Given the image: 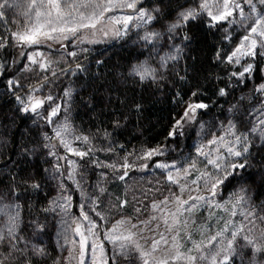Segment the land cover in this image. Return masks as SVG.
<instances>
[{
    "label": "snow or ice",
    "instance_id": "1",
    "mask_svg": "<svg viewBox=\"0 0 264 264\" xmlns=\"http://www.w3.org/2000/svg\"><path fill=\"white\" fill-rule=\"evenodd\" d=\"M15 4V0H13ZM9 0H3L0 3V10L5 7H11ZM125 15H108L116 11H127ZM26 23L22 28L11 33L12 40L15 41V46L21 49L31 48L33 46L47 44L52 47L53 44H59L67 49L65 41L78 40L80 43L95 42L89 41V34L95 36L97 31L107 36L111 32L116 37L127 35L129 25L132 24L136 28L144 29V33L140 36L146 44L152 45V51L156 54L157 63L153 66L148 60L134 64L129 75L136 77L139 82L144 83L151 81L159 84L164 81L166 72L169 70L172 62L179 61L183 58V53L187 47V42L191 41V36L188 34V27L193 21L200 20L202 17H207L206 26L216 28L222 22H227L229 25L238 24L245 28V34L241 37L240 43L236 45L230 52L221 55L217 53V59L227 65L239 66L237 71H231L229 78H235L236 81L243 85L252 81L256 73H260L259 82L254 84L250 90L249 97L241 96L240 101L245 99L251 100L259 95V107L254 106L253 111L258 113L254 124L248 132L236 134L235 125L232 124L228 133L234 136L233 141H225L223 136L213 138L209 141L210 145L222 144L226 145L227 157L224 155H216L212 158L209 152H205L203 147L198 148V154L206 157V165H211L215 172L207 170L200 171L196 168V163L193 162L187 168H183V176L191 175L192 171H196L197 176L190 183H181V170L176 169L175 163H165L157 161L156 168L159 169H176L175 175L169 171L167 181L171 184L179 185L178 192H172L165 196L162 200L153 201L150 205L154 214L150 215L145 220H139L138 223H132V218H121L108 231L101 234V224L93 219L92 214L100 218V221L106 219L100 211L99 196L89 194L83 187L85 180L84 174L77 171V162L70 160L67 155H61L57 150L58 141L59 147L65 152L79 157L83 160L85 157L91 156L95 149L91 146L87 150H80L72 146L69 137L72 136V125L68 120L67 105L73 95V89L69 86L62 90L63 96L59 97L49 92L47 95H38L42 92L46 84L49 82L48 77L43 78V82L39 87L33 86L27 90L13 76L6 78L4 87L7 93H11L17 104V110L30 116L33 123L40 120L45 121L49 126H52V136L47 132L43 133V139L47 143L43 144L47 148L48 155L55 158L56 163L53 165L56 175L53 179L60 180L58 189L60 191L59 200L52 201L55 208L62 209L65 213L70 209L73 197L66 195L70 185L65 181H72L75 185V190L78 191L83 198L79 204L80 218L73 220L76 225L73 231L79 236V241L74 242V247L68 251L65 257L66 264H119L117 257L124 256L125 259L132 253H136V257L142 261V264H264V228L257 226V221L264 224V215H260L255 207H249L250 198L247 196V189L241 184L240 188L233 193L232 199L234 203L231 210L224 208V205L216 201L220 186L229 180V177L244 180L241 170H246L250 165L248 163L247 154L251 141L249 134L256 136L260 140H264V68L260 67L264 64V0H159V3L150 9L142 6V0H30L27 6V11L23 13ZM4 12L0 11V18H3ZM153 21L161 23L162 30H153L147 26ZM227 32V29H225ZM225 39H230L228 35ZM179 40L180 43H176ZM164 42V47L161 42ZM7 46L6 39H0V48ZM168 50L165 51L164 48ZM163 53V54H161ZM24 57L28 64L21 71H31L29 65H38L40 69L47 70L50 63L46 62L43 54L40 52L26 53L23 50L19 53ZM75 51H67V56L75 57ZM40 57V59H38ZM248 58V59H245ZM151 59V57L149 58ZM242 60L244 63H242ZM76 69L80 72L85 71L82 65L77 64ZM6 69L3 64H0V77L5 76ZM67 71L70 75H76V71L71 69ZM56 76V73H52ZM184 79L183 76L180 77ZM228 93L225 89L219 90L220 96H225ZM197 92H192L191 96H197ZM60 101H63L61 103ZM136 109L139 110L140 105L137 104ZM204 103H188L183 111V114L176 120L169 136L182 134L180 131L184 124L195 120L198 109L207 108ZM62 110H65L63 123L54 122ZM251 114V113H250ZM116 126H120L119 120L115 122ZM231 124V122H230ZM203 127V126H201ZM74 140H82L84 144H90L88 136H72ZM240 145L239 148L236 146ZM102 151L112 152L114 149L109 146ZM26 151V150H25ZM219 152V149H216ZM129 156L133 153H129ZM164 155V149L160 146L155 148H145L138 155V160H151L154 156ZM231 157H244L241 161H234ZM66 161L70 171L63 172V165L60 161ZM11 162V160L9 161ZM96 167L110 168L113 172H121L119 176L121 181L128 176L129 170L136 167L134 163H130L128 156L123 158L122 163H102L99 160L93 159L90 161ZM148 165L142 164L140 170H144ZM47 171V169L45 170ZM101 177L106 176L105 173H100ZM79 176V179H77ZM63 177V180L60 178ZM33 189H39L40 184L34 179L23 181ZM99 193L103 194L105 189L97 185ZM188 192L187 198H184V193ZM194 193V194H193ZM205 193H207L205 195ZM11 195L14 199L8 200ZM19 196L15 187H11L8 193L0 192V264H33L32 255L43 256L46 252L43 248L33 245L31 247V255L26 253L27 245L21 247L24 243V238L20 234L21 214L20 204L17 202ZM119 199V198H118ZM60 201H63L61 203ZM129 204L127 199H120L118 205L113 207L124 208ZM201 204L209 207L224 208L229 211V215L234 217L239 214L247 221L246 224L229 229L232 224L231 220L225 221V227L211 236L208 243L201 247L195 245L199 255H190L187 252L181 251L180 232L186 228L188 221L182 220L181 217L185 213H192ZM172 205L175 211H171L168 207ZM54 209H45V211ZM137 213L141 209H135ZM155 213H162L156 215ZM86 222V225L81 222ZM163 221L167 226L168 232H175L171 237V247L162 248V243L167 245L169 240L160 233V238L154 237L151 250L145 251L133 237L136 233L131 229H139L143 233L145 228L155 232L159 228V223H156L155 228H151L153 222ZM125 225H130L131 228H125ZM42 225H37V228L42 229ZM228 233L225 236V233ZM127 233V234H125ZM188 235V234H186ZM190 239V235H188ZM104 241L114 245L115 252L111 256L105 253ZM163 252V255L160 253ZM54 264H61L60 260H56ZM134 264V261L131 262Z\"/></svg>",
    "mask_w": 264,
    "mask_h": 264
},
{
    "label": "trees",
    "instance_id": "2",
    "mask_svg": "<svg viewBox=\"0 0 264 264\" xmlns=\"http://www.w3.org/2000/svg\"><path fill=\"white\" fill-rule=\"evenodd\" d=\"M158 3L159 0H142V6L146 9L153 8ZM0 11L4 12L3 18H0V39L7 40V46L0 48V64L7 70L5 76L0 77V192L8 193L11 187H15L19 196L17 202L20 204V233L28 234L29 228L42 225L40 235L48 240L45 247L52 257L55 256V247L51 229L46 225L53 218L51 210L45 209H51L55 196L56 184L52 172L56 160L43 147L47 143L43 139V133L47 132L52 136V126L43 120L33 123L30 116L17 110L11 93L6 92V78L14 74L18 76L26 59L19 55L21 50L11 38V33L17 30L12 12L8 8ZM206 20V17H202L191 22L188 34L192 39L187 42L183 58L172 62L174 67L170 64L166 72L167 78L159 84L151 81L141 83L136 77L129 75L134 64L151 56L152 48L140 44L120 43L98 47L81 64L85 71L80 72L76 67H71L76 75L65 73L62 90L69 86L73 89L71 100L65 105L72 134L88 136L90 139L88 145L79 140L77 148L84 151L91 146L95 149L91 156L80 161L88 193L100 185L108 193L117 195L119 204L128 188L132 169L123 181L115 179L114 182L105 181L100 184L97 183L101 178L100 173L110 174V168L96 167L90 161L96 159L102 163H122L123 158L128 156L130 163L142 165L144 160L135 158L142 150L168 144H173L176 154L180 156L193 142L201 123L227 117L235 109L232 105L237 104L241 96H245L250 82L252 86L259 82L260 73H256L252 81L243 85L235 78H229L230 72L237 70L233 65L217 59V53L223 55L230 52L240 39V34L229 30L231 28L225 23L210 28L206 26ZM226 35L230 39H225ZM260 67L263 68V64ZM181 76L184 77L183 80L180 79ZM20 82L26 90L36 81L30 80L25 84ZM221 88L228 94L220 96ZM62 90L56 96L62 97ZM194 91L198 93L195 97L191 96ZM193 102L204 103L208 107L197 110L195 121L184 125L180 130L182 134L169 136L186 105ZM137 104L140 105L139 110L135 107ZM238 106L245 111V100L240 101ZM233 115L230 118H234L236 114ZM117 120L120 122L118 127L115 124ZM53 142L57 143V150L63 155L58 141ZM109 146L114 151L101 150ZM129 153L133 155L129 156ZM247 157L250 166L241 170L246 183L238 177L232 179L236 183L244 181L245 186L253 190L254 203L264 215V151L249 148ZM30 178L41 185L39 189H33L23 182L30 181ZM71 196L72 209L76 211L78 195L73 193ZM7 199L14 198L9 195ZM100 199L101 196L99 208L103 205ZM122 209L127 211L126 207Z\"/></svg>",
    "mask_w": 264,
    "mask_h": 264
},
{
    "label": "rangeland",
    "instance_id": "3",
    "mask_svg": "<svg viewBox=\"0 0 264 264\" xmlns=\"http://www.w3.org/2000/svg\"><path fill=\"white\" fill-rule=\"evenodd\" d=\"M3 0H0V3H2ZM30 0H15V4H13V0H9V3L12 4L11 7H5L10 10L13 14V21L15 23L16 29L22 28L25 23V17L23 13L27 11V6ZM4 8V9H5ZM130 10L127 11H116L113 13H109L108 15H125L129 14ZM206 17V16H205ZM207 18V17H206ZM227 24V26L233 30V32H237L240 34V39L237 41L238 45L240 43L241 37L245 34V28L240 27L238 24L229 25L227 22H222ZM221 23V24H222ZM150 29L153 30H162L161 23H158L156 21H153L151 24L147 26ZM15 30V31H17ZM144 33V29L136 28L132 24L129 25L127 35L122 37H116L111 32L107 36L103 35L102 32L97 31L95 36H91L89 34V41H95V42H88L85 41L84 43H80L78 40H70L65 41L64 43L67 45V49L61 47L59 44H53L52 47H48L47 44L37 45L33 46L31 48H19L20 50H23L26 53L30 52H40L43 54V57L46 62L50 63V67H48L47 70L40 69L38 65H29L31 68V71H20V74L16 76V78L20 81H22L23 84L30 80L36 81L33 85L26 88L29 89L33 86L39 87V84L43 82V78L48 77V83L42 90V92L37 93L38 95H47L49 92L53 93L54 95L58 94L60 90L63 88L64 80L63 77L67 71L62 70H68L71 67H76L77 64H82L85 62L88 58H86L89 54H92L98 50V47H108L111 45H118L120 43H130V44H140L142 46L151 47V44H146L142 39H140V36H142ZM176 43H180L179 40L176 41ZM161 46L164 47V42H161ZM165 51L168 49L165 47ZM67 51H75L77 55L75 57H69L67 56ZM151 59L147 58L146 60L149 61L153 66L157 63L156 54L152 51L151 53ZM163 54V53H161ZM40 59V57H38ZM248 59V58H245ZM144 60V61H146ZM71 62H73V65H70ZM143 62V61H142ZM176 62V61H175ZM242 63L244 61L242 60ZM26 64H28V61L26 60ZM25 64V65H26ZM24 65V66H25ZM234 66V65H233ZM236 70H238L239 66H234ZM24 68V67H23ZM22 68V69H23ZM264 68V64H263ZM55 72L56 76H53L52 73ZM254 86L251 85V82L247 89L245 90V97H249L251 95V89ZM259 95L257 94V97L255 99H245V111H242L239 106H237L232 112L235 115L233 117V113L229 112L228 116L214 120L212 121H206L199 125L197 135L194 138L193 142L190 144L188 149L182 153V155L178 156L176 154V151L174 149L173 144L163 145L161 148L164 149V155L161 156H154L151 160H144L142 163L147 164L148 167L144 170H140L138 168L141 163L137 162L134 163L137 167L132 169V175L129 179V185L126 190V192L123 195V199H127L129 201V204L126 206L127 211L124 209L113 207V205H118L117 195L108 193L106 190L103 194L99 193L98 187H96L94 190L91 191L89 194H96V196H101V201L103 202V205L99 208H97V211H100L102 215L106 217L103 221H100L99 217H96L94 213L92 214L93 219H95L98 223L101 224L100 232L103 234V232L108 231L111 229L113 224L117 220H120L121 218H132V223H138L139 220H145L150 215L154 214L151 210V203L155 201L162 200L165 196L170 195L172 192H178L179 191V185L171 184L169 181H167L166 177L169 171L173 172L175 175L176 169L181 170L180 174V182L181 183H190L192 179H194L197 176L196 171H192L191 175L184 177L183 176V168L189 167V165L193 162L196 163V168L200 171L207 170L209 172H215L216 169H214L211 165H206V157L199 155L197 149L203 147V150L205 152H209L212 156V158H215L216 155H224L227 157V151H226V145L222 144H216V145H210L209 141L213 138H218L223 136L225 138V141H233L234 136L230 135L228 133L229 127L234 124L235 125V133L236 134H242L245 132H248L249 129L257 123V115L258 113L253 111V107H259L258 104ZM233 105H237L234 103ZM232 105V106H233ZM239 105V104H238ZM251 113V114H250ZM197 114V112H196ZM65 117V110H62L61 113L53 118L54 122L63 123ZM195 120L191 122H187L186 124H193ZM231 122V124H230ZM203 126V127H201ZM73 136V134H72ZM72 136L69 137V140L72 143V146L74 148H77L79 140L72 139ZM249 140L251 141V146L249 148H254L255 151L263 152L264 151V140L258 139L256 136L249 134ZM237 148L240 147V145L236 146ZM79 148V147H78ZM216 149H219V152L216 151ZM81 150V149H80ZM62 151L64 152L63 155H67L70 160H74L77 162V171L82 172L84 174V171L82 169V166L80 165L81 159L77 156H74L70 153H67L62 148ZM175 153V155H173ZM234 161H241L244 159V157H231L229 158ZM248 159V157H247ZM165 162V163H175L176 169H159L155 167L156 162ZM60 163L63 165L62 171L67 172L71 169L69 168V165L66 161L61 160ZM117 163V162H116ZM121 172H113L112 169H110V174H107L104 177H101L99 179V182L104 184L105 181H115L120 180L119 176L121 175ZM55 170L52 172V177L55 176ZM85 180L83 182V187L86 190V176L84 174ZM233 177H229V180L225 181L223 185L220 186L218 195L216 196V201L223 204L224 208H227L231 210L232 205L234 203V200L232 199V195L234 192H236L241 184L244 185V187L247 189V196L250 198V204L249 207H255L256 211L263 215L261 210L255 205L253 200V190L250 187L245 186L244 181L235 182L232 179ZM63 180V177L60 178ZM77 179H79V176H77ZM54 183L56 184L55 187V196L54 200H59L60 197V191L58 189V184L60 183V180L53 179ZM67 182V183H66ZM67 185L70 184V189L68 192H66V195H72L73 193H77L78 195V204L76 207V211H73L72 209V202L71 207L65 213L60 208H55V206L51 205V218L49 223L46 225L48 229H51V239L53 240V245L55 247V256H52L46 251L45 244L48 240H46L44 237L40 235V232L42 229L37 228V225H34L33 227L29 228L30 233L22 234L20 233L24 238V243L21 244V247H24L25 244L27 245L26 253L31 255V247L33 245L41 247L45 250L46 255L43 256H35L32 255L31 258L33 260V264H54L56 260H60L61 264H66L65 257L68 254V251L74 247V242L79 241V236L73 231L75 228V224L73 223V220L80 218V212H79V204L82 202L83 198L81 197L80 193L75 190V185L72 183V181H65ZM100 186V185H99ZM194 194V193H193ZM207 193H205L206 195ZM184 198H187L188 192H185ZM63 203V201H60ZM139 207L141 209L140 213H137L135 209ZM171 211H175V207L172 205L168 206ZM224 208H216V207H209L207 205L201 204L198 206L195 210H193L192 213H185L183 217H181L182 220H187L188 225L186 228H183L180 232V241H181V251L187 252L190 255H199V253L196 251L195 245L199 244L201 247L206 245L208 243V240L211 236L215 235L217 232L221 231L225 227V221L231 220L232 224L229 225V229H234L235 227H240L247 223L245 221L244 217L239 214V209H237V215L232 217L229 215V211H225ZM156 215H162V213H155ZM0 219H3L0 217ZM86 225V222L82 221ZM156 223H159V228L156 229L155 232L149 231L148 228H145L143 233L139 231V229H131L132 232L136 233V235L133 237V239L139 243V245L145 250L150 251L151 245L153 242V237L155 239L160 238V233H163L165 237L168 238L169 243L167 245H164L162 243V248H170L172 241L171 237L172 235H175V232H168L167 226L163 223V221H156L153 222L152 225H150L151 228H155ZM257 226L259 228H264V224H261L259 221H257ZM125 228H131L130 225H125ZM127 234V233H125ZM190 235V239L188 238V235ZM228 233H225V236H227ZM104 249L105 253L111 256L115 252L114 245L111 243L104 241ZM164 253L161 252L160 255H163ZM119 264H131L132 261H134V264H142V261L136 257V253H132L128 259H125L124 256H118L117 257ZM203 264V262H201Z\"/></svg>",
    "mask_w": 264,
    "mask_h": 264
}]
</instances>
